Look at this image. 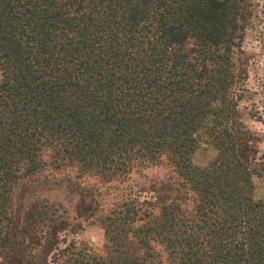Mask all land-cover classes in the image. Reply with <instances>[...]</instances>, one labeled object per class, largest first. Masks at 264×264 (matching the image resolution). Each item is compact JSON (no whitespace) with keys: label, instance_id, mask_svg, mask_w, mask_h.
I'll return each instance as SVG.
<instances>
[{"label":"trees","instance_id":"obj_1","mask_svg":"<svg viewBox=\"0 0 264 264\" xmlns=\"http://www.w3.org/2000/svg\"><path fill=\"white\" fill-rule=\"evenodd\" d=\"M257 5L0 0V264H264L237 53ZM56 187L101 225L102 253L60 245L78 223L38 198Z\"/></svg>","mask_w":264,"mask_h":264},{"label":"rangeland","instance_id":"obj_2","mask_svg":"<svg viewBox=\"0 0 264 264\" xmlns=\"http://www.w3.org/2000/svg\"><path fill=\"white\" fill-rule=\"evenodd\" d=\"M258 16L246 26L241 46L237 50L239 56L245 60L247 70V88L239 102L240 118L244 126L252 133L254 140L252 145L258 148L259 152L264 151V18L261 9L264 0H255ZM261 17L263 20H261ZM213 150L207 144L202 143L201 148L194 154L196 164H205L213 156ZM163 168H151L148 173L160 175L166 173ZM93 181L92 179H89ZM257 196L264 194V179H256ZM70 194L65 188L56 187L53 189L43 188L38 194L40 199L61 202L68 210L70 221L78 226H70L62 231L60 245L64 246L71 240H77L81 244H88L96 251L102 253L106 243L104 230L97 222H85L77 217L74 206L78 201L76 195ZM28 198V202L31 201ZM80 224V225H79Z\"/></svg>","mask_w":264,"mask_h":264}]
</instances>
